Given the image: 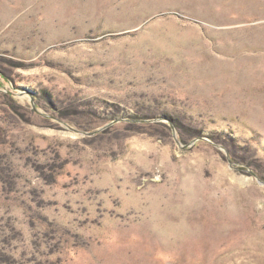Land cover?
<instances>
[{"label": "rangeland", "instance_id": "374dc122", "mask_svg": "<svg viewBox=\"0 0 264 264\" xmlns=\"http://www.w3.org/2000/svg\"><path fill=\"white\" fill-rule=\"evenodd\" d=\"M0 264H264V0H0Z\"/></svg>", "mask_w": 264, "mask_h": 264}]
</instances>
